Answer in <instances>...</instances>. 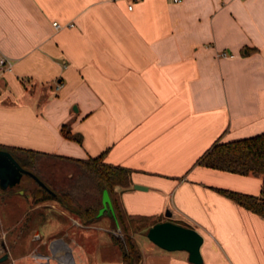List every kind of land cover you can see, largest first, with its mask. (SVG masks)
Listing matches in <instances>:
<instances>
[{
	"label": "crops",
	"instance_id": "obj_1",
	"mask_svg": "<svg viewBox=\"0 0 264 264\" xmlns=\"http://www.w3.org/2000/svg\"><path fill=\"white\" fill-rule=\"evenodd\" d=\"M0 51V146L102 155L130 170L124 210L195 229L201 264H264V218L217 191L262 176L196 164L264 132V0H0ZM149 242L143 264H193Z\"/></svg>",
	"mask_w": 264,
	"mask_h": 264
},
{
	"label": "rangeland",
	"instance_id": "obj_2",
	"mask_svg": "<svg viewBox=\"0 0 264 264\" xmlns=\"http://www.w3.org/2000/svg\"><path fill=\"white\" fill-rule=\"evenodd\" d=\"M35 159L34 172L59 194L70 193V201L59 196L58 201L30 205L29 195L36 185L28 175L13 188H0V257L8 253L0 264H121L111 240L112 235L123 238L120 228L105 213L93 223L84 215V208L100 207L101 189L81 165L50 157ZM22 188L27 192L24 199L16 195ZM147 231L139 226L130 234L142 259L148 251L145 247L152 245Z\"/></svg>",
	"mask_w": 264,
	"mask_h": 264
},
{
	"label": "trees",
	"instance_id": "obj_3",
	"mask_svg": "<svg viewBox=\"0 0 264 264\" xmlns=\"http://www.w3.org/2000/svg\"><path fill=\"white\" fill-rule=\"evenodd\" d=\"M61 132L65 138L78 140V137L72 135L66 125L61 127ZM0 149L9 151L23 168L34 173L54 192V194L48 192L35 182L36 188L32 189L29 195L30 205L35 206L47 200L58 201L59 196H63L70 201V193L63 192L60 195L47 181L42 180L34 172L35 158L42 156L43 153L3 146H0ZM66 160L81 165L88 178L101 189V194L103 189H107L120 231L123 234L122 239L114 235L111 236V240L118 250L121 264H143L141 252L130 234L139 226H145L149 229L159 220L155 216L131 215L124 210L120 193L123 189L131 186L130 170L104 162L102 155L87 159L66 158ZM196 164L241 175L254 174L262 176L259 196L227 189H217V191L237 205L264 218V132L228 142L217 141L197 159ZM100 207L97 209L93 206L84 208V215H86L89 223L95 222Z\"/></svg>",
	"mask_w": 264,
	"mask_h": 264
},
{
	"label": "water",
	"instance_id": "obj_4",
	"mask_svg": "<svg viewBox=\"0 0 264 264\" xmlns=\"http://www.w3.org/2000/svg\"><path fill=\"white\" fill-rule=\"evenodd\" d=\"M23 175L31 177L40 187L54 194L34 173L23 168L13 155L0 149V188H13L18 185ZM134 189L146 190V187L133 185ZM106 214L112 218L114 225L119 229L112 202L107 189L102 190L101 207L98 209L96 217ZM146 237L157 247L168 251H185L188 254V261L193 264H201L202 257L200 247L203 243V237L193 228L174 223L170 220L157 222L151 226ZM8 258V253L0 257V263Z\"/></svg>",
	"mask_w": 264,
	"mask_h": 264
},
{
	"label": "built area",
	"instance_id": "obj_5",
	"mask_svg": "<svg viewBox=\"0 0 264 264\" xmlns=\"http://www.w3.org/2000/svg\"><path fill=\"white\" fill-rule=\"evenodd\" d=\"M174 1L177 2V1H179V0H174ZM129 8H130V6H129ZM52 24H53V26H54L56 29H59V28L62 27V25H60V24L57 23V22H53ZM68 26H70V25H68ZM11 65H12V63H11L10 59H9L8 57H6V56L0 51V74L6 72V71H8V70H10Z\"/></svg>",
	"mask_w": 264,
	"mask_h": 264
}]
</instances>
